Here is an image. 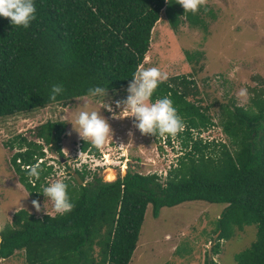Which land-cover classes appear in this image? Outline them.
Returning a JSON list of instances; mask_svg holds the SVG:
<instances>
[{"label": "trees", "instance_id": "trees-1", "mask_svg": "<svg viewBox=\"0 0 264 264\" xmlns=\"http://www.w3.org/2000/svg\"><path fill=\"white\" fill-rule=\"evenodd\" d=\"M36 18L28 28L0 16V117L89 95V89L128 88L150 47L151 31L164 11L174 30L184 13L176 0H34ZM196 54V53H195ZM194 62V56L185 52ZM54 85L64 91L53 101ZM188 75L169 77L152 101L168 97L183 121L175 137L181 154L162 180L157 173L128 171L123 177L65 183L74 208L40 217L21 208L0 230V259L23 251L26 264H128L148 205L154 217L162 207L186 201L225 203L217 218V240L256 225V238L235 256L236 264H264V88L253 89L247 106L221 104L218 121L225 141L204 139L215 123L196 99ZM64 120L42 123L36 137L59 156ZM12 166L29 196L36 199L52 167L37 160L42 146L22 135ZM171 136H167L170 144ZM14 147L13 142L8 143ZM98 149L83 141L82 150ZM28 166V168H25ZM32 168L38 176L30 177ZM75 172L84 182L86 171ZM54 217V218H53ZM218 244L215 247L216 250ZM96 249L98 251H96Z\"/></svg>", "mask_w": 264, "mask_h": 264}, {"label": "rangeland", "instance_id": "rangeland-1", "mask_svg": "<svg viewBox=\"0 0 264 264\" xmlns=\"http://www.w3.org/2000/svg\"><path fill=\"white\" fill-rule=\"evenodd\" d=\"M195 14V22L181 15L174 30L162 11L152 28L150 47L140 68L157 67L167 73V79L176 75L190 76L199 91L190 99L207 106L215 123L201 132L200 137L225 141L218 121L220 105L234 101L237 105L247 106L253 89L264 88V0H207L206 6H201ZM186 51L194 56V62L186 58ZM241 89L247 90L246 97L239 96ZM127 96V88L118 89L108 91L106 97L85 95L65 104L51 103L0 117V230L21 208L36 217L47 214L46 211L37 212L33 200H39L42 208L46 203L48 212L56 214L50 200L45 201L41 193L32 199L18 179L11 163V157L19 147L17 135L42 146L44 155L41 159L52 167L42 187L57 179L65 183L76 169L86 171L82 183L93 181L95 177L112 181L128 171L157 173L162 180L165 178L168 170L177 164L181 154L180 141L170 137L169 144L167 136L143 135L134 127L132 117L113 119L112 112L104 108L105 102L119 113L121 109L116 108V101ZM85 105L88 111L100 112L113 129L114 135L97 153L89 146L87 150L81 149L84 140L69 123ZM48 120L66 123L60 142L65 161L36 137L38 127ZM129 131L134 134L131 138ZM11 142L14 147L8 146ZM225 206V203L203 200L186 201L162 207L159 215L154 217L152 205H148L128 264H236L235 256L255 240L256 225L236 229L229 239L218 242L217 218ZM217 244L218 253H215ZM0 264H26L23 251L0 259Z\"/></svg>", "mask_w": 264, "mask_h": 264}, {"label": "clouds", "instance_id": "clouds-1", "mask_svg": "<svg viewBox=\"0 0 264 264\" xmlns=\"http://www.w3.org/2000/svg\"><path fill=\"white\" fill-rule=\"evenodd\" d=\"M176 3L183 7L184 13H196L201 6H206L207 0H176ZM35 14L34 0H0V16L9 19L14 28H28L36 18ZM166 79L167 73L161 72L157 67L138 68L127 88V98L116 101V108H120L121 111L116 113L112 105L106 102L104 108L112 112L113 119L134 118V127L143 135L175 137L183 130L184 125L173 106L172 100L163 97L152 101V96L158 85ZM63 91L62 85H54L50 99L54 101L57 95ZM107 92L108 90L97 86L90 88L88 94L93 97H106ZM239 96L246 97L247 90L241 89ZM69 123L73 125V130L79 134L81 139L97 149H103L109 137L114 135L108 120L100 115V112L88 111L87 105L78 112L75 120ZM128 135L131 138L134 134L129 131ZM81 156L82 152L79 154V158ZM41 162H43L42 159L40 161L38 159L35 166ZM29 176H38L37 169L32 168ZM67 189V184L57 179L55 182L42 187V191L39 193L43 194L46 198L45 201H51L53 211L56 214L64 215L74 208L73 203L70 202ZM32 204L37 212L46 211L47 215L51 216L46 203H44L43 208L39 200H33Z\"/></svg>", "mask_w": 264, "mask_h": 264}, {"label": "water", "instance_id": "water-1", "mask_svg": "<svg viewBox=\"0 0 264 264\" xmlns=\"http://www.w3.org/2000/svg\"><path fill=\"white\" fill-rule=\"evenodd\" d=\"M61 161H65V157L64 156L61 157ZM73 177H75V179L77 180V182L79 184L82 183V179L79 177V175L76 172L73 173Z\"/></svg>", "mask_w": 264, "mask_h": 264}, {"label": "built area", "instance_id": "built-area-1", "mask_svg": "<svg viewBox=\"0 0 264 264\" xmlns=\"http://www.w3.org/2000/svg\"><path fill=\"white\" fill-rule=\"evenodd\" d=\"M41 160V158H39V161ZM26 168H28V166H26Z\"/></svg>", "mask_w": 264, "mask_h": 264}, {"label": "bare ground", "instance_id": "bare-ground-1", "mask_svg": "<svg viewBox=\"0 0 264 264\" xmlns=\"http://www.w3.org/2000/svg\"><path fill=\"white\" fill-rule=\"evenodd\" d=\"M106 163V162H105ZM96 165H98V164H96ZM104 165V164H103ZM105 166V165H104Z\"/></svg>", "mask_w": 264, "mask_h": 264}]
</instances>
